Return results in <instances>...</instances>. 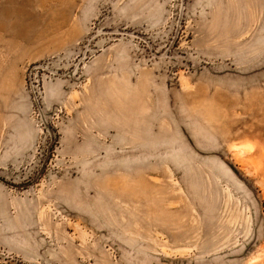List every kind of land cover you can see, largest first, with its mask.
<instances>
[{"label": "rangeland", "instance_id": "1", "mask_svg": "<svg viewBox=\"0 0 264 264\" xmlns=\"http://www.w3.org/2000/svg\"><path fill=\"white\" fill-rule=\"evenodd\" d=\"M0 264H264V0H0Z\"/></svg>", "mask_w": 264, "mask_h": 264}]
</instances>
